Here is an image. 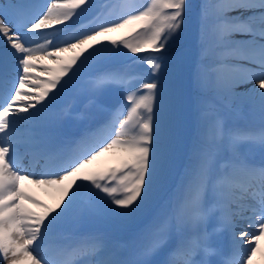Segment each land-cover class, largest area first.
I'll use <instances>...</instances> for the list:
<instances>
[{
  "label": "snow or ice",
  "instance_id": "obj_1",
  "mask_svg": "<svg viewBox=\"0 0 264 264\" xmlns=\"http://www.w3.org/2000/svg\"><path fill=\"white\" fill-rule=\"evenodd\" d=\"M90 6L91 0H46L41 12L25 0L0 3V36L7 45L0 51V255L8 264H156L167 234L122 249L102 234L75 236L62 229L86 217L128 229L148 212L184 143V80L197 16L196 86L211 91L228 109L238 105L258 111L264 122V0H201L198 12L191 0H147L115 21L73 34L67 22L75 23ZM38 30L52 31L29 35ZM121 32L125 35L119 41H109L112 48L97 47ZM120 46L148 70L98 71L89 103L105 120L65 136L59 119L45 114L85 66L119 55ZM142 53L147 55H138ZM109 88L122 89L126 103L111 107L104 99ZM208 115L200 111L201 127ZM244 145L264 153V124L258 130L229 129L226 117L215 115L210 128L198 127L194 162L186 171L197 184L189 199L194 212L204 213L197 223L203 225L205 242L183 249L187 264H203L205 256L209 264L206 224L212 214L220 219L219 207L209 212L210 193L230 213L214 231H230L233 244H239L238 236L247 245L239 244L230 264H252L259 250L264 238V155L254 162L241 151ZM21 155L35 161L31 170L18 162ZM104 157H111V165L94 170ZM26 185L60 193L59 201L48 208L24 190ZM237 220L255 231H231ZM162 264H172L171 257Z\"/></svg>",
  "mask_w": 264,
  "mask_h": 264
},
{
  "label": "rangeland",
  "instance_id": "obj_2",
  "mask_svg": "<svg viewBox=\"0 0 264 264\" xmlns=\"http://www.w3.org/2000/svg\"><path fill=\"white\" fill-rule=\"evenodd\" d=\"M109 1V0H108ZM5 0H0V3H4ZM26 3H31V4H35L37 6V10L39 11H43L44 8L42 7L43 5L46 4V0H25ZM104 4V3H103ZM97 5H100V1L99 0H91V6L88 7V10L85 11L82 15H80L78 18H74L75 23H78L80 20L85 19L88 15H90L92 13L93 10H95V8L97 7ZM117 5V4H115ZM145 4H140L138 2H135L134 0L131 1V5H127V6H123L122 9L119 12V15L116 14V11L114 10V5L113 2H109L108 3V9L106 11V5L102 11V13H100L97 17H95L92 20H89L85 23H81L78 24L80 26H77L72 33L75 34L76 32L79 33H83L86 31H91L93 29H95L96 27H98L99 25H101L102 23L105 22H111V21H115L118 18L121 17V15L126 12L129 8H140L142 6H144ZM7 22V21H5ZM68 26H70L73 24V21H69L67 22ZM58 28H64L65 25H59L57 26ZM76 29H79L78 31L75 32ZM45 31H52V30H38V32L36 33H29V35H37L39 36L42 32ZM125 34L123 32L121 33H113L110 35V37L107 40L103 41V45H98L97 47H101V46H107L109 48H112L113 46L109 43L110 40H117L119 41V39L124 36ZM37 42H43V41H37ZM6 41L4 39V37L0 36V51H2L5 47H6ZM8 51L9 52H14V50H12L10 47H8ZM91 51V50H90ZM118 53L119 55L116 56H112L106 59H103L101 62H97V61H92L89 63V65L85 66L79 73L78 75L73 78L69 84L64 88L62 94L60 95L57 103L55 105L61 106L65 103H67V100L71 97V96H75L78 99V103H76L78 106L82 107V102H84V100L87 97H91L90 94V89L93 87L94 83H91L90 79L87 80V75L91 74V67L96 66V64H100V63H104L105 66H107L105 69H112V68H121V67H126L128 72H135V71H147V69H144L141 67L140 63L138 62V60L134 57H128V58H124L123 56H126V50L121 48V46L118 48ZM68 56H71L72 53L66 54ZM86 55V53H85ZM113 57H117L119 58V61L122 63L121 65H117L116 63L113 62ZM104 69H100L98 71H102ZM97 71V72H98ZM93 75L95 74L94 72L92 73ZM97 75V73H96ZM47 77L41 76V79H46ZM64 80H67L68 77H64ZM63 82V81H62ZM94 82V81H93ZM136 84H138V81L135 82ZM59 87V86H58ZM246 87H254V83L247 85ZM56 90H53V93ZM52 93H50L51 95ZM104 96H119L121 98L124 99V91L120 88H109L105 91ZM125 100L124 103L125 104ZM54 105V107H55ZM78 107H74V109L72 111H70V117L71 119L68 122H77V121H82L83 119L80 117V113L79 110L76 111ZM234 110H237L241 113H244L247 115V119H243L241 121L235 120L233 118H229V116L227 114H225L224 112H221V115L226 117V128L229 129H242V127H259L260 125L264 124V122L261 121L260 118V114L258 111L253 110L247 106H238V105H234L233 108ZM84 110L86 112H89L90 115L92 116H96L97 114H101L104 115L103 113L98 112L95 109L94 105H90V103L88 102L86 104V106L84 107ZM34 111V110H33ZM58 111L55 110V114ZM56 116V115H55ZM252 119H256L254 121H252L251 124H249V121ZM62 127L67 128L66 125H62ZM242 152H245L250 159H252L253 161L255 160H259L262 158V155H264V153L261 152V150L259 148H255L252 147L251 145H244L241 148ZM20 162V161H19ZM112 159L111 157H104L102 158L101 161H98L94 166L93 169L94 170H102L104 167H108L111 165ZM195 182V181H194ZM88 183V182H87ZM180 186H182L184 189L187 188V191L182 194L179 198V201L181 203L180 207H178V212L182 214V218H181V224L182 227H185L187 225H192L195 224L196 220H195V212L193 211V201L189 199V197L192 195V193L197 191V188L195 185H188L187 181H183ZM89 188H91V185L88 186ZM93 192H97L96 189L92 188ZM178 191H181V189H179ZM35 195V194H34ZM98 195H100L101 197H104L105 200H107V197L105 196L104 193H98ZM36 196V195H35ZM60 198V193L55 192L54 194H51V196H45V197H40L38 194V200L41 201V203L43 205H47L49 202H58ZM183 201V204H182ZM185 203V204H184ZM187 206V207H185ZM34 211L36 212H40L42 211V209H37V208H33ZM150 210V208H149ZM148 212L142 217L144 218L148 213ZM141 218V219H142ZM153 218V217H151ZM87 221L86 223L89 224H93L96 226H109L111 224L106 223L100 219L97 218H84V221ZM154 221H156L154 219ZM151 223H147L145 224L144 228V232L138 233V237L140 236V241L142 243L147 242V240L149 238L151 239H158L160 237V235H162L163 233L169 235V226H170V222L168 220V218H166L163 222H161L160 224H158L157 229L153 230V227L150 225ZM195 225H198L195 224ZM158 230V231H157ZM251 232L255 231L254 228H251ZM204 237V236H203ZM166 245H164V247L161 249V251L165 248ZM160 251V253H161ZM0 264H8V261H6L2 255H0ZM252 264H264V238L261 239V241L259 242V250L257 252V254L253 257V261Z\"/></svg>",
  "mask_w": 264,
  "mask_h": 264
},
{
  "label": "trees",
  "instance_id": "obj_3",
  "mask_svg": "<svg viewBox=\"0 0 264 264\" xmlns=\"http://www.w3.org/2000/svg\"><path fill=\"white\" fill-rule=\"evenodd\" d=\"M130 1L132 0H124L123 2V6L127 5L130 3ZM137 1V0H134ZM114 2V1H112ZM192 3H194L195 5H197V12L199 11V5L201 3V0H191ZM211 2V0H210ZM120 7V6H119ZM211 14H212V10L209 9V16H210V23H211ZM198 16H197V24L195 29L193 30V60L190 61V66L187 70L186 76H185V80H184V89L185 92L188 91L195 99L193 101V106H195L193 114V121L189 120L188 118V108L189 105L187 103V96L185 94V111H186V120H185V139H184V143L182 145V149L181 152L179 154V157H181L182 155V151L186 149L187 152V157L194 160V149L196 147L197 144V130L198 127H200V130L203 131L204 128H210L212 125V122L214 120V116L213 114H211L210 116L208 115L207 117H205L204 121H203V126L201 127L200 125V116L199 113L200 111H202V109L205 111L206 107H213L214 103H209V99L211 101H217L214 99L213 93L211 91H202L200 88H198L196 86L195 83V72L197 70V62L200 59L199 56V37H200V27H199V22H198ZM121 48H123L121 46ZM124 49V48H123ZM211 52H212V36L211 33H209V56H211ZM138 55H147V53H142V54H138ZM124 57H133V55L131 53L127 52L126 49V56ZM119 58H114V63L118 62ZM210 62V61H208ZM146 65V64H145ZM205 82L206 81V76H205ZM217 106V105H216ZM219 108V106H218ZM215 110V109H213ZM212 112V111H211ZM184 145H186V148L184 149ZM176 162L177 159L174 163V165L172 166V168L170 169V171L168 172L167 175H170V172H173L174 167L176 166Z\"/></svg>",
  "mask_w": 264,
  "mask_h": 264
},
{
  "label": "bare ground",
  "instance_id": "obj_4",
  "mask_svg": "<svg viewBox=\"0 0 264 264\" xmlns=\"http://www.w3.org/2000/svg\"><path fill=\"white\" fill-rule=\"evenodd\" d=\"M55 111V107H53L52 111L49 113V114H53ZM20 170V169H18ZM24 187V190L30 195L32 196L33 198H35L36 200H38V194L40 197H45V196H51V194H54L55 192L54 191H51V190H48L47 192H44V191H41L40 189H38L37 187H35L34 185H26V186H23ZM36 196H35V195ZM40 203L41 201L38 200ZM42 204V203H41ZM29 208H32L33 210V207L32 205H27ZM39 209V208H37ZM247 215L250 214V213H246Z\"/></svg>",
  "mask_w": 264,
  "mask_h": 264
},
{
  "label": "water",
  "instance_id": "obj_5",
  "mask_svg": "<svg viewBox=\"0 0 264 264\" xmlns=\"http://www.w3.org/2000/svg\"><path fill=\"white\" fill-rule=\"evenodd\" d=\"M108 103H109V105L111 106V107H113V108H116L117 107V105H118V99H116V98H113V99H111V98H107V99H105Z\"/></svg>",
  "mask_w": 264,
  "mask_h": 264
}]
</instances>
